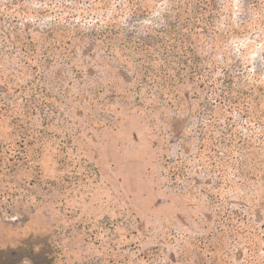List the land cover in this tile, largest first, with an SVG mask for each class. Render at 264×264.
I'll list each match as a JSON object with an SVG mask.
<instances>
[{
  "label": "rangeland",
  "instance_id": "obj_1",
  "mask_svg": "<svg viewBox=\"0 0 264 264\" xmlns=\"http://www.w3.org/2000/svg\"><path fill=\"white\" fill-rule=\"evenodd\" d=\"M11 1L0 16V103L10 111H0V264H264V152L245 169L249 184L228 166L235 187L224 201L202 191L208 172H195L191 158L198 122L218 99L190 69L180 78L163 48L150 52L153 60L135 50L137 36L165 22L169 1L146 0L148 12L132 16L121 12L125 0H112L119 52L95 46L88 54L81 44L72 59L61 48L11 41L16 31L37 39L33 27L70 11V22L88 30L102 13L81 15L94 0H0V9ZM209 3L197 29L215 74L230 70L236 88L253 75L264 83V0ZM178 157L191 159L180 181L166 168ZM211 234L223 236L218 256H184Z\"/></svg>",
  "mask_w": 264,
  "mask_h": 264
},
{
  "label": "trees",
  "instance_id": "obj_2",
  "mask_svg": "<svg viewBox=\"0 0 264 264\" xmlns=\"http://www.w3.org/2000/svg\"><path fill=\"white\" fill-rule=\"evenodd\" d=\"M168 1L169 5L164 7L166 10L163 14L165 22L159 28L147 27V35L137 36L135 50L142 54L140 60L143 55H146L149 60H153L156 59V56L150 52L163 48L166 56L173 55L177 59L179 73L177 75L180 78L186 69H190L203 86L209 87L211 98L218 99V103L209 102L207 104L208 109L203 113L204 117L201 121L198 122V152L190 160L191 162L197 161L195 172L198 173L201 170L208 172L204 177L205 186L202 187V191L212 194L217 201H224V190L235 187L231 182L228 166L232 165L239 170L237 183L249 184L253 179L249 177V173L245 172V169L255 161L256 150L264 152V83H258V76L253 75V81L246 82L242 88H236V75L230 70L225 69L220 75L215 74L211 67V58L206 56L208 50L205 46L206 37L203 35L205 33L199 32L197 29L205 22L209 2L212 0ZM16 3L18 2H6L4 8L0 9V16H3L5 10H10L12 4ZM94 3V7H88L85 12L83 10L81 13L85 18L86 15L93 14L94 11V15H97L96 12H102L98 14L95 23L88 30L83 29L79 23L70 22V18L74 16V12L70 11L67 17L58 18L52 25L42 30L33 27L35 31H39L37 39L31 33L24 37L16 31L11 42L14 46L22 48L29 46H43L47 49L61 48L64 50L65 57L69 59L76 57V47L81 44L85 45L84 50L88 54H93V48L97 46L108 55L115 57L119 52L115 41L119 40V37L118 35L115 37L117 34L114 28L115 24L107 13L112 0H94ZM124 3L127 4V7L123 9L121 7V12L129 11L132 16H140L148 12L146 0H125ZM45 7H47V3ZM119 7L117 5V9ZM172 17L174 20L171 19ZM10 18L14 17L10 14ZM25 25L28 29L32 26L30 22ZM159 25L160 23L156 26ZM15 28L17 29V26ZM155 32L158 34L155 35ZM10 34L5 32L8 38H10ZM8 38L7 40H10ZM120 44L123 45L120 54L125 60H128V55L123 50H127L129 44L126 43L124 37L121 38ZM1 110L4 113H10L6 106L0 103ZM245 125L251 129V134L242 131V126ZM256 126H260V133L254 131ZM190 160L178 157L168 161L167 174L172 179L180 181L187 176ZM259 160L257 159V161ZM211 173L218 178L216 181L210 175ZM195 180L202 182L199 177H196ZM222 244V235L211 234L197 237L195 243L191 244L194 249L186 248L184 256L187 257L189 251L197 250L200 254H206L205 257L211 259L213 258L212 254L222 248ZM216 256H218L217 253Z\"/></svg>",
  "mask_w": 264,
  "mask_h": 264
}]
</instances>
